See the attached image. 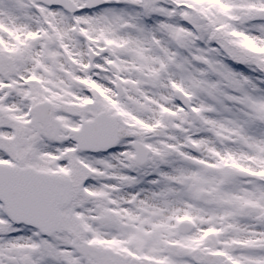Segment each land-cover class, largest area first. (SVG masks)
I'll list each match as a JSON object with an SVG mask.
<instances>
[{"label":"snow or ice","instance_id":"obj_1","mask_svg":"<svg viewBox=\"0 0 264 264\" xmlns=\"http://www.w3.org/2000/svg\"><path fill=\"white\" fill-rule=\"evenodd\" d=\"M0 264H264V0H0Z\"/></svg>","mask_w":264,"mask_h":264}]
</instances>
